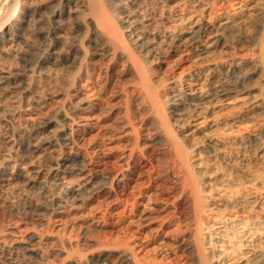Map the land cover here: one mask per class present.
Returning a JSON list of instances; mask_svg holds the SVG:
<instances>
[{
	"label": "bare ground",
	"instance_id": "6f19581e",
	"mask_svg": "<svg viewBox=\"0 0 264 264\" xmlns=\"http://www.w3.org/2000/svg\"><path fill=\"white\" fill-rule=\"evenodd\" d=\"M190 1L204 6L197 19L183 17V11L166 12L155 23L140 0H0V189L16 183V190H36L44 207L52 205L60 213L67 196L79 202L109 194L115 180L125 187L138 181L141 165L153 168L155 152L154 170L164 166L173 171L179 191L172 202L189 200L187 264H264V0L233 13L210 8V14H205L210 0ZM169 17L180 22L171 24ZM178 51L192 59L189 68L179 73L155 70ZM110 59L124 65L120 94L125 122L117 125L126 129L117 135L129 136L121 157L125 164H113L112 172L104 157L86 153L85 158L80 152L84 146L77 127L93 123L100 108L87 103L98 95L69 96L71 90L96 86L103 77L101 65ZM54 72L63 84L58 80L62 85L47 94L62 95V103L44 120L21 126L22 118L30 119L31 109L40 104L41 84ZM134 98L142 106L144 127L133 118ZM81 118L84 123L77 124ZM151 168L146 169L148 180L129 190L135 200L126 202L133 207L138 198L151 203L160 197L150 188ZM69 174L77 178L67 182V196H61L56 189ZM172 217L154 230L155 238L172 232L166 226ZM182 233L181 225L176 237ZM28 239L5 253L10 264H22L20 250L43 259V240L55 241L60 252L72 257L63 238L33 231ZM121 244L122 264H182L176 255L169 256L173 245L164 241L160 245L167 252L154 261H145L128 242ZM106 251L89 255L100 260L108 257ZM67 262L85 264L81 258Z\"/></svg>",
	"mask_w": 264,
	"mask_h": 264
},
{
	"label": "rangeland",
	"instance_id": "374dc122",
	"mask_svg": "<svg viewBox=\"0 0 264 264\" xmlns=\"http://www.w3.org/2000/svg\"><path fill=\"white\" fill-rule=\"evenodd\" d=\"M10 1H14V0H10ZM252 1L253 0H210L209 11H207L205 14H208L210 12V8L214 10H218L220 12L224 10L229 11L231 13L239 10L243 11L250 7ZM200 4L196 5L190 0H140V6L142 7L143 11L150 12L151 15H155L154 16L155 23L158 22L161 23L162 20L161 16L163 15V13L166 12H168L167 13L168 15H174V13L178 11H183L182 12L183 17L187 16L186 18H189L191 21L193 19H197L202 14V11H204V6ZM169 19L171 24L180 22V20H176L174 18L169 17ZM162 22H166V19H164ZM90 35H91V31L89 29L87 31V35L84 37L85 43H88V40L90 39V38L88 39V37H90ZM178 52L179 53H175V54L170 53L165 58L164 61L165 63L163 65L162 63L158 66L156 65L155 70H161L162 72L165 71V73L168 72L170 73L172 71L174 72L177 71L176 73H179V71H183L189 68L190 65H192V59H190L188 54H186V51H178ZM178 59L179 61L182 62L178 63ZM110 60H111L109 61L110 65L107 63V61L104 65H101L103 68L100 70L103 71L102 72L103 77L102 80L98 82L99 84L97 83V85L96 86L94 85V87L89 86L90 88H92L89 91L87 89H83V90L81 89L80 91L71 90L69 91L70 92L69 96L74 98V96L77 94L90 95L93 92L98 95V97L95 99H89L90 102L87 103V104L98 103V106L100 108L98 112L97 111L94 112L92 117L93 119L90 120L91 123L92 122L93 123L91 125H82L80 127L76 126L79 130V133L81 134L80 144L84 146L80 148V152L83 156H85V158L86 157L89 158V156L92 157V155L95 156L96 154L98 157L101 158L104 157L103 160L105 162L104 164L105 167L108 166L107 167L108 169L112 168L111 169L112 172V170L115 167L118 168V166L120 165L124 166L125 164L124 163L125 159L123 158L121 159V157H123V152H124L123 147H125V142H127V138H129V136L127 138L126 137L120 138L118 136L120 135V132L126 129L123 127L122 129L120 126H118L122 122H123L122 124H124L125 122V117L122 116L125 115L124 114L125 103L123 101L124 98L122 97L123 96L122 93L120 94L121 86L124 81V73H125L124 65L122 62H112V59ZM176 63L179 65H176ZM174 64L176 67L173 69L172 66L174 67ZM54 73L51 74V77L49 79L51 82L48 81V83L46 82L41 84L42 87L40 86L39 88L40 90L39 94L41 95L39 100L40 104L38 105L37 109H31L32 114L30 119L24 120L22 117H20V119L22 118V120L20 121L21 126L29 128L33 121L36 122V121L44 120L48 115L53 113L54 110L62 103V98H61L62 95L54 94L53 96H50L47 94L49 93V91L54 92L53 90L54 88L57 89L63 84L62 80L59 79L58 74L57 73L54 74ZM56 79L57 82L55 81ZM58 80L62 84L59 83ZM80 83L84 84L85 82L83 80L81 82H78L77 85H79ZM43 87L44 89L45 88L46 89L45 90L42 89ZM136 99L134 98L132 102L133 110L135 111L133 113L134 116L133 118H135V120L137 118L136 120L137 124L143 125L144 119L139 117H143L142 115L140 116V114H144V112H142L143 110L141 104L138 105L139 99L135 101ZM76 123L77 124L84 123V120L82 118L81 120L77 119ZM118 129L119 131L116 132ZM45 135L46 132L45 133L40 132L39 134V136H45ZM151 151H152L151 153H153L155 149ZM86 153L87 154L90 153L89 156H87ZM153 154L155 155V152ZM153 154H151V156ZM154 155L152 159L154 161V164L152 165L153 168H151V165H147V166L141 165L139 167V170L135 176L136 180L138 178L137 175L140 176L138 178V181H135L130 186L125 187L126 185L124 186L125 183L122 180H120V184L118 183L119 182L118 180H115L113 184L114 185L116 183L117 184L115 186L113 184H112L113 186L110 184L111 186L110 189L112 188V190H110L109 194L105 195L102 193H96L92 196H87L83 201L81 200L79 202L74 199L72 200V198H69L66 194L68 192L67 187H65V185H67V182L71 183V181H74L75 178H77L72 174H69V177L66 179V182L60 187H58L57 188L58 190L56 189V191L59 192L61 196L62 194H65L67 196V198L65 197L64 199L65 202L63 203L65 205L64 207L65 210H63V212L60 213H58L57 210L52 205H48V206L46 205L47 207L46 206L44 207V205L41 202L42 201L41 196L38 194V191L36 190L28 189L27 190L28 192L26 190L25 191L16 190L17 189L16 187L18 185L16 183H13L14 185L12 184L10 186H7L8 188L7 187L3 188V190L0 189V259H1L0 264H10V260L6 259L7 257L5 256V253L8 252V250L12 249V247L15 246L19 241L22 243H27L29 240L28 239L29 233L33 231H40L46 234H50L55 238H59V237L63 238L67 243L66 246L68 245L67 249L68 248H69L68 250L71 249L70 254L72 255V257L70 256V258L71 259L81 258L85 261V264H122L119 257V250L123 248L121 243L124 241L128 242L134 249H136L137 250L136 252L139 254L140 257H143V259L145 258L144 259L145 261H149V260L154 261L155 257L157 258L159 257L158 259H160L162 255L167 252L164 250V248H161L162 246L160 245V242L164 241L168 244L173 245L168 251L169 256L171 258H175V257L178 258V260L182 264H187L188 260L186 259L187 258L189 259L191 255L190 251L185 246V244L187 243L185 238L186 237L185 229L188 224L187 222L190 218V212H188L190 207L188 204L189 200L187 199V197L186 198L184 197L183 199H178V201H175L176 204L172 202L174 198L178 197V196L176 197V195H178V191H179L177 187V183L173 176L174 175L173 171L169 168H165L164 166H158L157 169L154 170L155 169ZM113 164L115 165V167ZM148 166L150 167L148 168ZM107 168L106 171L108 170ZM150 168L152 169L151 171L153 172V173L150 172V174L152 173L151 176L153 178V180L151 179L153 185V186L151 185L150 187L151 191L153 192V190L156 189L155 192H158L159 194L158 193L157 194L160 197L158 196L159 199H157L156 202L151 201V203L147 202L148 198L144 197L143 199L140 200L138 198L137 201H139L140 203L137 202L136 203L137 206L135 205V207H133L134 205L130 204L129 202L131 201L132 203L135 200V196L134 194L130 193V191L132 192V190L137 189V185L140 181L146 182V180H148L147 178L150 177L148 170H150ZM157 173L160 174L159 177L157 176L158 175ZM132 185H136V187ZM123 188H125L126 190ZM151 191L148 192V195L151 194ZM122 192H125V194H128L129 196L122 194ZM23 193L25 194L27 193L30 199L28 200L24 199ZM123 197L125 198V201L123 199L124 202L122 201L121 203H118L117 201H119ZM126 197L128 199H126ZM165 197L166 199H164ZM126 200H130V201L126 202ZM172 215L174 218L172 217L173 218L172 221L166 224L168 230H171L172 232L168 235L163 234L161 237L155 238L154 230L157 229L158 226H160V224L163 222V219L169 218ZM181 225L183 228V233L180 234L179 237L177 236L178 237L177 238L175 231H177L179 229V226ZM184 225L186 226L184 227ZM9 227H12L14 229L15 235L13 234L11 235L10 233H8ZM150 232L152 233L150 234ZM150 236L152 239H150ZM92 241L93 243L91 244ZM39 244L43 246L45 251L44 252L45 255L43 259L35 257L34 254L32 255L26 253V251L20 250L18 252V257L22 259V264H67L68 263L67 261L70 258L66 257V255H64L62 251L60 252L55 241L43 240L41 243L39 242ZM139 244H142V246H139ZM112 247H114L115 249ZM109 249L111 250V252ZM104 250L105 251L107 250L111 255L109 254L110 256L108 255L107 258H102L100 260H95L90 258L89 254H92L93 252H94L93 254H97Z\"/></svg>",
	"mask_w": 264,
	"mask_h": 264
}]
</instances>
